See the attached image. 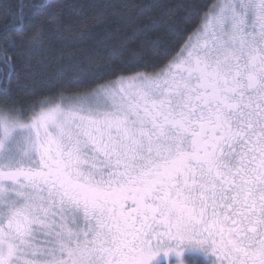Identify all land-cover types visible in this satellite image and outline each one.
Masks as SVG:
<instances>
[{
  "label": "snow or ice",
  "instance_id": "snow-or-ice-1",
  "mask_svg": "<svg viewBox=\"0 0 264 264\" xmlns=\"http://www.w3.org/2000/svg\"><path fill=\"white\" fill-rule=\"evenodd\" d=\"M84 7L0 0V264H264V0Z\"/></svg>",
  "mask_w": 264,
  "mask_h": 264
},
{
  "label": "trees",
  "instance_id": "trees-1",
  "mask_svg": "<svg viewBox=\"0 0 264 264\" xmlns=\"http://www.w3.org/2000/svg\"><path fill=\"white\" fill-rule=\"evenodd\" d=\"M12 3L15 0H11ZM50 3H54L55 0H48ZM67 3L81 4L85 5L83 9H77V13L74 15V20L77 26L87 25L92 27L95 22V19H104L105 14L110 11L119 12V6L128 0H66ZM137 4L149 5L153 3H160L163 5H168L171 7L172 11L178 9L180 5L198 2L204 3L206 0H134ZM145 11L146 10H142ZM163 18H166L168 11L165 10L162 14ZM40 13L34 12L31 14V19L33 22H38L40 20ZM107 30H111V20L105 19L102 25L92 28L91 35L87 36L85 41H81L78 44L65 43L59 36L54 33H50L44 43L42 50L36 53V58L43 63H38L34 69L32 75V88L31 97H21L22 99H38L43 96H47L55 90V86L51 82V75L47 70L46 65L53 63L60 56H67L70 52L74 50L75 47L81 46L83 43H88L90 46L94 47V42L99 41L103 38V33ZM119 46V45H117ZM92 55H96V52L90 48ZM101 59L99 63L104 65L108 63L107 57L103 56V53H100ZM119 73L121 69H116Z\"/></svg>",
  "mask_w": 264,
  "mask_h": 264
}]
</instances>
